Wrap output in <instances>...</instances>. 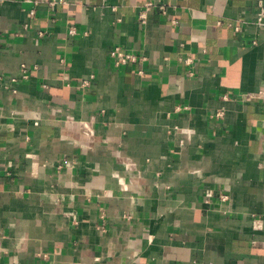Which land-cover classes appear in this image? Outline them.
I'll list each match as a JSON object with an SVG mask.
<instances>
[{"label": "crops", "instance_id": "obj_1", "mask_svg": "<svg viewBox=\"0 0 264 264\" xmlns=\"http://www.w3.org/2000/svg\"><path fill=\"white\" fill-rule=\"evenodd\" d=\"M261 9L0 0V264H264Z\"/></svg>", "mask_w": 264, "mask_h": 264}, {"label": "built area", "instance_id": "obj_2", "mask_svg": "<svg viewBox=\"0 0 264 264\" xmlns=\"http://www.w3.org/2000/svg\"><path fill=\"white\" fill-rule=\"evenodd\" d=\"M33 1L34 4H37L39 2V0H31ZM46 2V4L51 7V8H54L57 4L59 3H66L70 0H44ZM154 5H158V9H160L162 12L165 11V6L160 3V4H157L155 2H146L145 5H144V8L143 10L140 12L139 14V18L141 19V21H144V18H145V11L147 9H149L150 7L154 6ZM30 14H33L34 13V8H31L30 11H29ZM263 20H264V10L261 9L260 12H259V16H258V23H263ZM235 28L237 29L238 26H235ZM68 34L69 35H74L76 34V28L72 25L69 26L68 28ZM118 50H119V47L118 46H114L110 49L109 51V55L110 57L112 58L113 62L115 65H120V64H123V63H126L127 61H134L136 58L133 54L131 53H124L122 55H119L118 54ZM91 77L93 75H90ZM90 84V79H83L81 80V83H80V86L83 87V86H88ZM248 97L250 99H253V100H256V101H264V87L260 88L259 90H257L256 92L252 93V94H248ZM223 112L221 110L217 111L216 112V115L217 116H222ZM218 197L220 200L222 201H225L227 199V195L223 192H219L218 194ZM212 196V192L211 191H205L204 192V199L206 202L209 201L210 197Z\"/></svg>", "mask_w": 264, "mask_h": 264}]
</instances>
